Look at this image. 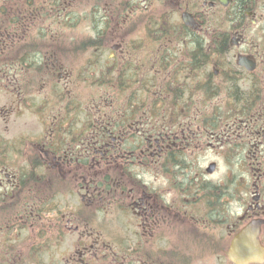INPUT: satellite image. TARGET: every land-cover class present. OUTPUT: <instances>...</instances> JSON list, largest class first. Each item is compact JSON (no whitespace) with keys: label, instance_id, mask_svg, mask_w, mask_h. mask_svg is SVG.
I'll return each mask as SVG.
<instances>
[{"label":"flooded vegetation","instance_id":"obj_1","mask_svg":"<svg viewBox=\"0 0 264 264\" xmlns=\"http://www.w3.org/2000/svg\"><path fill=\"white\" fill-rule=\"evenodd\" d=\"M259 220L264 0H0V264H237Z\"/></svg>","mask_w":264,"mask_h":264},{"label":"water","instance_id":"obj_2","mask_svg":"<svg viewBox=\"0 0 264 264\" xmlns=\"http://www.w3.org/2000/svg\"><path fill=\"white\" fill-rule=\"evenodd\" d=\"M263 223L262 220L250 223L233 240L229 252L231 261L238 264H259L264 261V248L258 239Z\"/></svg>","mask_w":264,"mask_h":264},{"label":"rangeland","instance_id":"obj_3","mask_svg":"<svg viewBox=\"0 0 264 264\" xmlns=\"http://www.w3.org/2000/svg\"><path fill=\"white\" fill-rule=\"evenodd\" d=\"M151 13L148 14V17H150ZM158 30L159 28L156 26H151L150 24H148L147 29H146V44H147V54H148V66L149 68H151L152 64H153V57L155 56L156 53V49H157V36L158 34ZM134 37H139L140 33H139V29H137V31L132 34ZM84 57V56H83ZM79 61V60H78ZM78 61H74V64ZM71 62V61H70ZM209 161H215L214 158H201V159H197V165L199 166H203L205 164H207ZM220 165L223 167V164L220 163Z\"/></svg>","mask_w":264,"mask_h":264}]
</instances>
